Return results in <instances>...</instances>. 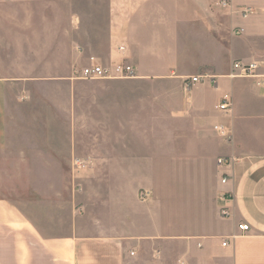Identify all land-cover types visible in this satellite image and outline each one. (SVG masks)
<instances>
[{
  "label": "crops",
  "instance_id": "1",
  "mask_svg": "<svg viewBox=\"0 0 264 264\" xmlns=\"http://www.w3.org/2000/svg\"><path fill=\"white\" fill-rule=\"evenodd\" d=\"M219 1L107 0L104 58L86 52L74 17L61 22L48 58L65 49L66 78L123 55L132 80L155 85L46 92V80L65 76L45 73V0H0V264H128L144 252L154 262L161 240L182 246L174 264H264V0ZM237 59L257 62L260 76H229ZM196 75L206 77L186 89ZM62 92L68 120L46 102ZM224 96L228 111L218 109ZM220 156L233 161L219 166ZM83 192L86 214L107 218L72 209L61 231L62 208ZM32 205L35 215L19 209Z\"/></svg>",
  "mask_w": 264,
  "mask_h": 264
},
{
  "label": "rangeland",
  "instance_id": "2",
  "mask_svg": "<svg viewBox=\"0 0 264 264\" xmlns=\"http://www.w3.org/2000/svg\"><path fill=\"white\" fill-rule=\"evenodd\" d=\"M70 10H75L76 14L70 15L67 12ZM74 17L76 19V22L78 24V31L76 36H79V40L84 44L86 48V52L88 54H94L99 57L104 58L107 52L108 47L106 46V18H107V0H45V16H44V38H45V56H46V62H45V73L46 75L51 76L54 75H60L62 74L64 79L59 80H46L44 87L46 92H49L52 87H67L70 85H76L83 89H95V90H102L106 87H113V88H120V89H130L134 87H148L155 85L152 84L151 81H135L131 78H125V79H81V80H75L70 79V77L66 78L67 73L66 70V55H65V49H57L52 55L49 56V50H50V44L51 41L57 37L58 33V25L61 22H68L69 18ZM40 19V16L38 17ZM37 16H29V22L30 23H36ZM30 27V25H29ZM102 63V62H101ZM105 64V63H102ZM107 64V63H106ZM59 73V74H57ZM228 80L224 81V85H227ZM118 90V89H115ZM63 93V92H62ZM46 102H52V98L54 97L55 101H59L60 109H61V116L63 120H68L69 115V108H70V100L69 96L65 93L63 94H55L54 96L46 94ZM78 97H83V95H80ZM79 99V98H78ZM77 105H81L82 109H85V101L84 100H78ZM48 110V107L46 106V112ZM47 118V113H46ZM62 124V123H61ZM63 125V124H62ZM65 126V125H64ZM56 131V128H55ZM59 132V131H58ZM61 135L64 134V130L60 132ZM20 177V176H16ZM54 179L57 178V176H50ZM107 177V176H106ZM42 176H30V179L33 181H41ZM47 179V177L45 176ZM64 178V179H63ZM62 183L67 184V179L65 176H62ZM78 183V182H77ZM96 189L100 191V189L107 188V184H104L102 182H96ZM79 188V185H77ZM80 189V188H79ZM50 191V190H49ZM48 191V192H49ZM18 192V196L20 198V192L18 190L14 189V194ZM61 194L64 197L68 198V190L62 189ZM84 192L78 194L77 196V203L75 207L67 206L65 208H62L64 210H61V218L62 222L60 224L61 231L68 228L70 217L72 216V209L75 210V216L76 218H84L87 216V208L83 205L84 201L87 199H84L83 196ZM32 198L33 202H37V195L29 194ZM148 198V197H147ZM146 198V199H147ZM145 199V200H146ZM144 201V200H143ZM19 202V201H18ZM37 205L22 207L19 209H22L26 212H29L33 215L37 213ZM89 211V216L92 217L94 215V218H104V220L107 218V212H101L99 215L97 211H99L100 208H96L94 212L92 207L87 206ZM102 209L101 211H103ZM86 214V215H85ZM155 245L158 247H162L161 253L157 255V259L154 262H147L146 258L150 257L148 254L149 252H144L141 257L135 258L131 260L128 264H174L175 260L179 258L182 255V246L179 242H170L168 240H161L158 241ZM148 250V247L145 246ZM189 251H192L190 249ZM145 258V261L143 260ZM188 264H195L194 262L188 263Z\"/></svg>",
  "mask_w": 264,
  "mask_h": 264
},
{
  "label": "built area",
  "instance_id": "3",
  "mask_svg": "<svg viewBox=\"0 0 264 264\" xmlns=\"http://www.w3.org/2000/svg\"><path fill=\"white\" fill-rule=\"evenodd\" d=\"M219 3L222 6H227L230 5V0H220ZM247 12L248 9L242 10L243 15H245ZM118 50L122 52L124 50V47L120 46ZM258 68H259V64L255 61L246 62L237 59L232 62L229 76H233V77L260 76L257 74ZM76 73H77L76 77L80 79H125V78H134L136 76V69L132 63L126 60V57L121 55L119 60L112 61L107 64H102L101 62H91L90 64L83 66L79 70V72ZM205 77L206 75L191 76L185 81L184 87L188 89L194 82H199L203 80V78ZM228 100L229 98H227V96H224L222 101L218 105V109L221 111H228L230 106V102H228ZM215 128L221 137H223L228 142L231 141V133L226 126H224L223 124H217ZM232 161L233 158L229 156H220L216 159V163L219 166H228L231 164ZM226 180H227L226 177L221 178L222 183H225ZM148 196H149V192L147 190H140L138 192V197L142 201L145 200ZM219 213L222 218H227L230 215L227 206H222L220 208ZM248 229H249L248 224L245 222L237 224V230L240 232H246L248 231ZM221 244L223 246L227 245V240L226 239L223 240Z\"/></svg>",
  "mask_w": 264,
  "mask_h": 264
}]
</instances>
